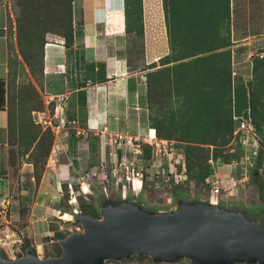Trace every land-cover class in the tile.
Listing matches in <instances>:
<instances>
[{"label": "rangeland", "instance_id": "rangeland-1", "mask_svg": "<svg viewBox=\"0 0 264 264\" xmlns=\"http://www.w3.org/2000/svg\"><path fill=\"white\" fill-rule=\"evenodd\" d=\"M217 3L215 12L210 0H124L127 66L140 71L147 96L143 126H127L118 134L122 142L130 139L127 149L143 168V186L135 193L128 185L105 181L97 174L101 160L115 154L120 139L114 133L113 146L109 137L103 146L99 141L89 145L91 170L84 172L89 186L84 189L90 192L85 193L79 189L78 177H70V191L64 171L68 163L81 171L82 146L89 132L77 133V123L60 97L49 95L43 71L48 42L62 39L71 44L73 25L78 27L73 10L78 0H0L4 71L0 81L11 150L10 168L0 169V255L16 259L27 249L39 257L59 255V240L77 227L81 230L79 221L60 217L63 212L70 214L73 206L95 218L101 216L99 200L105 198H124L148 211H169L179 198L208 200L215 177L230 186L218 195L220 205L260 219L264 212V31L260 30L264 6L261 0H229L227 26L222 20L210 24L211 16L226 15L222 0ZM228 27L230 78L221 72L222 65L217 75L212 74L218 65L207 57L212 51L200 46L211 33L226 37ZM240 116L255 132L251 145L237 131ZM150 129L155 139L149 138ZM154 165L162 166L165 175L151 176ZM16 237L20 241L14 242ZM105 264L193 263L155 262L148 255L133 254Z\"/></svg>", "mask_w": 264, "mask_h": 264}, {"label": "water", "instance_id": "water-1", "mask_svg": "<svg viewBox=\"0 0 264 264\" xmlns=\"http://www.w3.org/2000/svg\"><path fill=\"white\" fill-rule=\"evenodd\" d=\"M99 202V218L72 210L81 230L59 240V255L39 257L27 249L16 259L0 255V264H105L133 254L155 262L264 264V212L257 220L206 199L179 198L169 211H148L124 198Z\"/></svg>", "mask_w": 264, "mask_h": 264}, {"label": "crops", "instance_id": "crops-1", "mask_svg": "<svg viewBox=\"0 0 264 264\" xmlns=\"http://www.w3.org/2000/svg\"><path fill=\"white\" fill-rule=\"evenodd\" d=\"M261 1L264 6V0ZM73 10L78 27L73 25L72 43L67 46L62 39L48 42L43 69L49 95L60 97L77 129L90 133L86 134L88 147L82 146L85 158L78 155L82 159L81 171L68 163L66 171H75L68 176V182L79 172L91 170L88 167L91 141L102 145L108 133H120L127 126L134 129L143 126L147 96L140 71L127 66L124 0H78ZM260 30L264 31V16ZM1 66L0 77L4 74ZM8 122L7 110L0 109V169H9L11 163ZM97 130L103 134H95Z\"/></svg>", "mask_w": 264, "mask_h": 264}, {"label": "built area", "instance_id": "built-area-1", "mask_svg": "<svg viewBox=\"0 0 264 264\" xmlns=\"http://www.w3.org/2000/svg\"><path fill=\"white\" fill-rule=\"evenodd\" d=\"M234 118H239V116H234ZM241 120L239 122V126L237 131L242 133V137L245 138L247 144L251 145V142H253V139L256 137L255 132L253 130H250L251 128H248L246 126V119H244L242 116H240ZM86 130L81 129L77 130V133L84 134ZM103 134V131H98L95 134L101 135ZM109 135V136H108ZM106 139L108 138V144L113 146L114 143L117 142L113 140L111 137L112 135L108 133ZM111 135V136H110ZM115 136H117L118 139H120L118 146L116 147L115 154H113L111 157L109 156L106 159H102L101 163L98 165L99 171H97L98 175H101L102 179L105 181L112 180L115 182V184L123 183L124 185H128L129 188L135 192L138 193L143 186V179L145 176V173L143 172V168L139 167L135 164L134 157H132L129 154V151L127 149V144L130 143V139H127L126 142H122V135L115 133ZM106 139L104 140L106 142ZM122 142V143H121ZM160 167H156L154 165L153 169L150 170L151 176L158 177V176H164L165 175V169H162ZM88 172V171H87ZM85 174L81 172L76 177L79 178L78 185L81 192L84 190V186H88V182L86 179ZM66 175L70 176L71 173L69 171H66ZM212 188L210 189V194L208 196V200H215L218 201V195L220 194L221 190H226L230 186L228 185L225 187L223 186L216 177L212 179ZM68 187L70 191H73V185L71 182H68ZM229 193V192H228ZM76 209V207L73 206L72 210ZM80 227H77L78 230ZM14 234V233H13ZM14 242L20 241L19 237H16Z\"/></svg>", "mask_w": 264, "mask_h": 264}, {"label": "trees", "instance_id": "trees-1", "mask_svg": "<svg viewBox=\"0 0 264 264\" xmlns=\"http://www.w3.org/2000/svg\"><path fill=\"white\" fill-rule=\"evenodd\" d=\"M217 1L219 0H213V2L210 0L211 5H209V7L213 8L216 12V7L218 5ZM216 2V4H215ZM223 3V8L225 10L226 14L225 16L218 18L217 16H211L210 18V24L214 21V22H218L219 20H222L226 23V25L228 26L230 23V15H229V9H230V5H229V0H222ZM228 22V24H227ZM229 27L228 30L226 31V37H221V35H219V32H216V35H213V33H211L212 35L209 36V38H204L203 43H200V46H204L205 50H209L212 51L211 55L207 56L210 60L211 64L214 65H218V70H213L214 72H212L213 75H217V73L221 70V66L222 65V73L227 74L228 78H230V71H229V62H230V50L227 47L228 44H230V38H229ZM73 41V38L71 37V43ZM69 46V45H68ZM197 49H200V47H197ZM207 58V59H208ZM220 66V67H219ZM218 71V72H217ZM227 88V92H228V83L226 80V87ZM83 94V93H82ZM227 94V93H226ZM224 93V95H226ZM81 101L84 102V97L81 98ZM4 103H5V96H4V85L3 83L0 81V109H5L4 108ZM250 103L251 105H254L255 103V99L254 98H250ZM231 127L234 126L233 129H235L236 124L235 122L233 123L231 121ZM156 134V133H155ZM85 214L88 215V213L86 211H83ZM232 264H247V263H232Z\"/></svg>", "mask_w": 264, "mask_h": 264}, {"label": "bare ground", "instance_id": "bare-ground-1", "mask_svg": "<svg viewBox=\"0 0 264 264\" xmlns=\"http://www.w3.org/2000/svg\"><path fill=\"white\" fill-rule=\"evenodd\" d=\"M152 136V137H151ZM149 138L150 139H155L156 138V135L154 134V130H151V135H150V133H149ZM85 188H86V186H85ZM85 193L86 192H90L89 190H83ZM67 217V219H70V214L69 213H67V214H65V215H63V218H66Z\"/></svg>", "mask_w": 264, "mask_h": 264}]
</instances>
